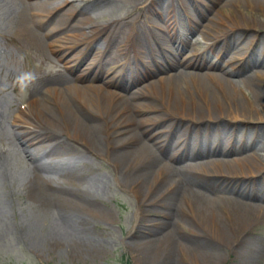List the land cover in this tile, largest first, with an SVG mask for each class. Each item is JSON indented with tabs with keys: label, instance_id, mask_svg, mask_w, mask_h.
Segmentation results:
<instances>
[{
	"label": "bare ground",
	"instance_id": "bare-ground-1",
	"mask_svg": "<svg viewBox=\"0 0 264 264\" xmlns=\"http://www.w3.org/2000/svg\"><path fill=\"white\" fill-rule=\"evenodd\" d=\"M68 1L0 0L4 20L2 33L8 39L16 40L21 49L35 47L44 56L49 52L60 63L83 41L90 39L92 44L95 38L104 35L97 51L100 60L95 57L91 61L87 70L94 68L90 73L83 72L73 78L62 73L39 76L33 97L44 96L30 100L27 109L20 110L13 118L20 129V134H15L16 143L28 169L27 179L33 184L29 188L33 190L39 186L38 182H42L51 191L36 190L41 203L47 205L48 201L58 200L73 205L60 210L62 227H59L63 231H59L70 236L85 233L86 219L89 218L87 214L83 215L85 212L107 217L101 209L90 205L101 195V187L94 193L95 184L92 187L88 182L97 178L96 170L84 153L83 158L76 156L74 169L62 170L57 177L62 179L68 173L75 176L85 170L90 177L78 182L76 192L67 190L63 183L56 188L54 177L43 174H48L50 167L27 153L26 143H32L46 157L53 154L73 156L76 151L72 142L81 143L87 147L85 152L88 154L111 159L122 177L120 182L127 187L132 183L130 190L136 196L143 191L141 186L152 180L149 187L165 194L173 206L183 197L193 195L207 203L214 202L217 208H207L215 216L216 211L226 207L223 203L232 208L236 205L234 208L237 209L233 208L235 218L231 213L225 216L233 226L235 223L245 228L259 225L264 220V33L259 26L248 20L228 24L214 19L202 24L192 11V8L199 10L202 0H149V6L153 4L155 9L146 12L148 15L144 13L142 19L146 22L137 26L129 21L128 29L118 35L114 28L105 31L104 26L108 23L93 22L99 19L98 16L89 14L92 12L74 2L63 12H60L62 7H55L58 2L68 6ZM134 1L140 5L143 2ZM243 1L251 10L252 7L262 9L264 4L261 0ZM225 4H240V0H228ZM97 5L107 6V2L97 1ZM140 9L145 12L144 8ZM153 13L158 16L157 21L149 16ZM75 14H89V17L87 20L76 17V22L72 23ZM112 21L117 23L114 16H111ZM250 29L255 31L253 36ZM69 31L72 39L63 38L62 34ZM196 31L211 44L199 48L201 41H193L197 38ZM244 40L246 42L241 45ZM168 46L174 49L170 56H167L171 51ZM111 50L115 51L114 57L105 61L103 56ZM211 53L216 54L214 59L210 58ZM225 55H230L226 62L229 67L221 65L220 60ZM70 60V65L76 64V69H81L86 57L78 55ZM121 61H125L122 65L125 71L123 81L121 77L120 81L108 79L111 73L105 71L106 67ZM97 68L98 72H95ZM67 71L74 72L70 66ZM149 72L162 75L158 82L150 83L152 88L149 91H146L148 87L128 91L130 81ZM37 88H41L40 91ZM30 113L36 116L38 127H30L34 123L28 118ZM148 114L155 115L145 117ZM153 129L156 132L153 133ZM175 136H179L178 142L169 145ZM192 139L201 143L200 151L190 143ZM203 141L213 148L206 150ZM7 157L8 151H0V186L3 188L10 181L11 174L4 164ZM205 157L208 158L203 160ZM175 161L182 165H174ZM232 163L237 166L232 169L234 173L221 167L211 172L205 169L207 165L227 166ZM189 175L196 178L192 180L193 176ZM232 178L239 180V184L250 189L253 195L239 191L237 186H231V193L221 191L222 180L228 186L226 183ZM140 181L142 184L138 186ZM7 187L14 189V186ZM220 193L225 197L221 199ZM227 195L242 197L243 201L234 204ZM3 198V202L10 201L8 197ZM140 205L146 210L145 196L141 197ZM217 223L220 225V220ZM163 226L166 223L161 224ZM226 234L221 226L214 224V230L208 236L220 239Z\"/></svg>",
	"mask_w": 264,
	"mask_h": 264
},
{
	"label": "rangeland",
	"instance_id": "rangeland-1",
	"mask_svg": "<svg viewBox=\"0 0 264 264\" xmlns=\"http://www.w3.org/2000/svg\"><path fill=\"white\" fill-rule=\"evenodd\" d=\"M97 1L101 0H69L68 6L58 2L55 7H62L60 12H63L74 2L80 8L92 12L89 14L98 16L99 19L93 22L108 23L104 26L105 31L114 28L118 35H123L128 29L129 21L130 24L142 26L146 22L145 19H142L146 12L155 9L152 7L153 4L149 6V0H142L141 5L134 0H102L103 3L107 2V6H99ZM227 1L202 0L203 4H200L199 10L192 8V11L194 10L195 17L202 24H206L210 20L214 21V19L226 21L228 24L248 20L256 23L259 30L264 33V4L261 6L262 9L252 7L251 10L246 7L243 0H240V4L226 6ZM261 1L264 2V0ZM140 8H144L145 12H142ZM11 10L13 9L11 8ZM110 10L112 12H109ZM89 14H75L71 22L75 23L76 17L77 19L83 17L84 20H87ZM1 16L2 12L0 11V151H8V157L4 164L6 168L10 169L11 174L10 181L4 184L5 188L0 186V264H123L125 260L130 261L131 264H264V220L255 227L245 228V226L236 223L233 226L228 222V219H225V216L231 213L234 217L233 208L236 205L232 208V206L223 203V206L226 207H221L219 211H216L217 217L209 210L217 208L214 202L207 203L193 195H190L191 198L183 197L177 205L173 206L170 201H167L168 197L165 194L149 187L152 180L150 183L148 181L146 186L142 185L140 189L143 191L139 196H136L130 190L132 183L130 187H127L125 183L120 182L122 177L118 175L120 174L118 168L111 159L88 154L85 152L87 147L85 148L81 143L72 142L76 151L73 156L71 154L59 156L53 154L47 157L36 146L26 143L27 153L50 167L48 174H43L54 177L56 188L60 186V183H63L67 190L76 192L75 186L79 184L78 182H82L84 177H90V173L86 170L75 176H70L72 174L68 173L67 177L62 179L57 177L62 170L68 172L74 169L73 163L77 159L76 156L83 158L84 153V156L86 155L89 159L87 161L93 164L94 170H96L94 174L97 178L90 179L88 182L92 187V184H95L94 193L97 188L101 187L99 189L101 195L99 198L97 197L98 201L92 202L90 205L101 209V212L105 213L107 217L85 212L83 215L89 216L86 219L88 223L85 233L73 236L62 234L59 212L61 209H69L72 204L67 205L65 202L56 200L48 201V204L45 205L41 203L36 190H47V192L51 190H48L44 183L38 181L39 186L33 190L29 188L33 184L27 179L28 169L24 166L25 163L23 164L22 151L17 146L15 138V134L19 133L20 129L18 124H14L13 121L14 115L28 103V100H39L44 96L41 94L33 97L36 81L22 91L15 84L16 77L34 68L43 75H45L44 72H50L53 67L61 70L58 67L60 63L53 59L54 57L49 52L44 51V56L40 55L35 47L21 49L16 45V40L8 39L2 33L4 20ZM111 16L117 19V23L111 22ZM149 16L154 17L157 21L158 16L154 13ZM132 17L134 19L130 20ZM69 33L70 31L63 33L62 37L72 39ZM249 33L253 36L255 31L250 29ZM198 34L199 32L196 31L197 38L193 41L200 40L199 48L204 49L210 42L207 43V40ZM103 36H97V44L93 47L86 49L88 41H83L77 45L74 51H71V55L67 56L69 61L71 57L80 54L84 49L81 56H85L87 60L83 68L74 74L64 71L68 77L73 78L86 72L91 60L95 58V53L101 47ZM244 42L246 40L241 45ZM214 51L217 53L216 50ZM114 52L111 50V53L105 54L103 59L107 61L110 57H114ZM213 55L215 54L211 53V59L215 58ZM229 57L230 55L223 56L220 60L221 65H225ZM122 65L123 61L115 66L106 67L105 71L111 73L108 79H119L120 75L124 73ZM91 71L90 68L87 73ZM251 71L248 72L249 75ZM159 76L162 75H151L150 72L141 75L129 83L128 91L134 92V90H143L146 87H148L146 91H149L152 88L149 87L150 83L158 82ZM40 89L37 88V91ZM139 96L144 98L143 95ZM155 114H148L145 117ZM28 118L34 122L31 123V128H33L32 125L38 127L35 124L38 122L36 116H32L30 113ZM39 122L43 123V121ZM154 131L156 132V129H153L152 132L154 133ZM249 137L251 136L249 135ZM178 139V136L174 138L173 143ZM206 158L208 157L203 160ZM174 163V165H182L176 161ZM235 165V163L227 166L207 165L205 169L211 172L218 171L221 167L224 171L234 173L232 169L237 167ZM0 167L2 168V166ZM190 176L193 175L188 177ZM194 178L196 177L193 176L192 180ZM227 183L228 186H225L222 180L221 191L231 193V186H237L239 191L247 192L248 196L253 195L250 189L246 186L242 187L239 180L235 178L228 180ZM141 184L140 181L137 185ZM7 185L14 186V189L10 190ZM196 193L198 194L199 191ZM142 196H145L147 200L146 210L140 207ZM218 196L222 199L225 194L220 193ZM3 197H8L10 201L3 202ZM187 199L191 200L188 202ZM228 200L234 204L237 201H243L242 197L236 195L231 196ZM219 220L220 225L217 223ZM230 220L232 221V219ZM212 221H216L214 224L221 226V230L227 234L220 239L210 238L208 234L214 230ZM163 223H166V226L161 227ZM167 232L170 233V236L167 235ZM239 233L241 236H238Z\"/></svg>",
	"mask_w": 264,
	"mask_h": 264
},
{
	"label": "clouds",
	"instance_id": "clouds-1",
	"mask_svg": "<svg viewBox=\"0 0 264 264\" xmlns=\"http://www.w3.org/2000/svg\"><path fill=\"white\" fill-rule=\"evenodd\" d=\"M37 79V76L33 72H23L18 75L15 79V84H17L23 91L30 87Z\"/></svg>",
	"mask_w": 264,
	"mask_h": 264
}]
</instances>
